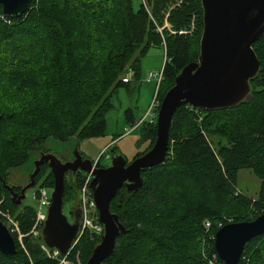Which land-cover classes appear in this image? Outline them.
Listing matches in <instances>:
<instances>
[{"label": "trees", "instance_id": "16d2710c", "mask_svg": "<svg viewBox=\"0 0 264 264\" xmlns=\"http://www.w3.org/2000/svg\"><path fill=\"white\" fill-rule=\"evenodd\" d=\"M194 17L197 28L190 32ZM203 28L201 0H141L139 7L134 0H32L20 18L4 16L0 5V209L18 223L11 231L17 252L0 251V264H56L40 248L41 237L30 235L35 205H15L2 178L31 152L42 150L50 137L81 142L105 136L113 94L131 82L123 81L128 72L140 77L141 59L156 47L165 48L167 58L156 91L161 102L180 71L197 60ZM254 50L261 68L250 98L214 111L181 106L171 123L166 160L142 170L138 191L125 185L118 190L111 211L127 232L106 264H211L220 221H251L264 213V34ZM126 113L135 126L131 110ZM137 129V148L149 144L133 159L155 143L157 121ZM113 145L99 157L101 166L107 156L111 159ZM48 169L38 175L37 182L49 171L41 188L54 187ZM244 169L260 179L256 199L237 190ZM85 178L83 171L66 178L65 203ZM0 220H5L1 214ZM206 220L212 222L209 231ZM100 239L86 229L72 259L79 254L87 264ZM215 264L225 263L218 256ZM239 264H264V234L245 245Z\"/></svg>", "mask_w": 264, "mask_h": 264}, {"label": "water", "instance_id": "95a60500", "mask_svg": "<svg viewBox=\"0 0 264 264\" xmlns=\"http://www.w3.org/2000/svg\"><path fill=\"white\" fill-rule=\"evenodd\" d=\"M31 3L32 0H0L3 15L9 18L23 16ZM201 3L204 28L200 54L180 71L174 85L165 93L158 111L157 138L146 153L128 161L122 152H115L113 146L110 164L98 166L99 159L94 162L89 157L84 158L79 147L75 150L74 160L70 161L41 151L29 181L20 192L2 178L12 202L21 205L27 191L37 184L42 166L48 163L55 184L39 236L49 248L66 254L81 229L82 209H75L73 222L63 211L67 173L84 171L93 175L90 189L104 230L87 264H106L105 260L114 253L118 238L127 232L119 216L111 211V202L123 185L129 191H138L143 186L142 170L166 160L175 112L183 105L206 111L229 109L252 95V80L261 68L254 44L264 34V0H201ZM262 234L264 213L251 221L228 223L215 234L216 252L225 264H239L245 245ZM0 251L5 255L17 252L15 239L2 220Z\"/></svg>", "mask_w": 264, "mask_h": 264}, {"label": "rangeland", "instance_id": "374dc122", "mask_svg": "<svg viewBox=\"0 0 264 264\" xmlns=\"http://www.w3.org/2000/svg\"><path fill=\"white\" fill-rule=\"evenodd\" d=\"M141 4V0H134V5L139 7ZM166 26L170 27L168 23ZM196 27V18L192 20L191 31H194ZM175 33V31L173 32ZM165 50V48H164ZM160 47L151 48L149 52L141 59V74L138 78H133V80L125 87H120L112 96L113 108L108 112L106 116L107 127L105 136L100 137V140L86 139L81 142H78L75 137L71 138L67 142H62L56 140L52 137L48 138L45 142V148L51 150L52 153L56 154L63 161H70L74 157V153L77 147L81 152H84L86 156L91 158L94 161H97L102 153L108 149L109 146L102 147L101 142H106L108 139H112L113 136L118 134H123L124 139L121 141V149L124 156L131 161L137 152L144 150L148 146V142H145L137 148L136 140L133 135L138 134L140 129L133 131L135 127L128 121L127 111L131 110V115L135 122L138 123L143 119L150 108L154 96L158 87V78L153 77L148 80V71H160L162 70L163 64L165 62V51ZM134 75V74H133ZM150 81V82H148ZM148 119V117L146 118ZM136 125V126H137ZM133 133L131 136L129 134ZM100 141V142H99ZM39 151L31 152L28 159L21 164L20 166L13 168L10 170L7 175L6 182L11 186H24L29 181L30 175L35 168V162L39 158ZM111 159L106 157L103 161L104 164H110ZM49 173V171L47 172ZM46 173V175H47ZM72 172L67 173L66 178L68 181L72 178ZM45 175V176H46ZM75 175V174H74ZM45 176H41L37 184L30 188L27 191L26 200L23 204H33L38 208L40 204L41 198L43 196V192L46 191L48 196L51 195L53 188L45 187L41 188V183L44 180ZM84 178V177H83ZM86 179V178H85ZM238 192L244 193L253 199L257 198V193L260 188V179L253 174L250 170L244 169L239 171L238 180H237ZM37 191H39L37 193ZM81 193L82 189H78V192L74 193L75 197L73 200L64 203L63 211L67 215L68 219L73 222L74 220V211L77 207H81ZM22 205V204H21ZM47 202L42 204V213L47 211ZM8 213L10 218L6 217L4 222L9 227L11 231L14 232L12 228L15 221V217L10 212H2L0 209V214ZM97 221H98V211L95 209L94 214L91 217H88V226L92 230L91 233H94L95 236H100L101 234L96 233L94 230H97ZM41 227L32 232V238L37 239L39 237V231ZM19 241L24 249H26V245L23 241V237H19ZM40 248L44 251L46 256L51 259L48 254H54L55 249H46V245L43 240L40 243ZM58 258V262L56 264H61L60 256H56ZM83 264L82 260L80 259ZM35 263L30 260V264Z\"/></svg>", "mask_w": 264, "mask_h": 264}, {"label": "built area", "instance_id": "2783aa9c", "mask_svg": "<svg viewBox=\"0 0 264 264\" xmlns=\"http://www.w3.org/2000/svg\"><path fill=\"white\" fill-rule=\"evenodd\" d=\"M145 4H146V0H142ZM186 31H182V33H184ZM165 60H167V58H165ZM132 77H133V72H128L126 74V76L123 78V81L124 82H130L132 80ZM153 77H157L159 82H158V85L163 77V69L160 70V71H149L148 72V80H150L151 78ZM158 88V87H157ZM160 105H161V102L159 100H157V97H156V94L154 96V100L150 106V108L148 109L145 117L143 119H141V121L138 123L135 124V126L133 127H137L139 126L140 124L142 123H146V122H149V123H155L158 119V111H159V108H160ZM148 117V119H146ZM137 125V126H136ZM134 128V129H135ZM109 157V156H107ZM85 173V172H84ZM86 175V179H85V183L82 187V193H81V209H82V218H81V229H80V232L78 234V237L76 238V240L73 242L72 246L68 249V251L66 252V254L62 255L60 253V251L58 249H55L56 251H54V254H48V256L54 260L55 262H58V258L56 256H60L61 258V264H82L81 261H80V256L79 254L76 255V257L74 259H72L71 257V253L73 251V249L75 248L76 244L78 243L80 237L82 236V234L84 233V231L86 229H88L89 231L92 230L91 228H89L87 222H88V217H91L94 212H95V209H96V204H95V201H94V198H93V194H92V191L90 189V182L93 178V175L90 174V173H85ZM48 204L47 206V211H48V207L50 206L51 204V198L50 196H48V194L45 192H43V196L41 198V201H40V204L38 205V208L36 210V224L35 226L33 227V229L31 230V233L34 232L35 230H37L38 228L41 227V230L43 228V225H44V221L46 220L47 218V211H45L44 213H42V204L46 203ZM97 210V209H96ZM262 211H264V207L262 208ZM4 219L6 220V217L7 218H10L9 215H7L8 213H2ZM14 225H13V229H17L18 230V223L17 221L13 222ZM228 223H232V220L229 219L228 220ZM218 226L219 228L223 227L224 226V222L223 221H220L218 223ZM204 227L207 231L210 230V228L212 227V222L210 220H206L204 222ZM97 230H94L96 233L98 234H101L103 233V230H104V226L102 223L99 222V220L97 221ZM41 230L39 231V235H40V232ZM11 231V230H10ZM23 237L24 235L22 234H19V237ZM215 239V235L213 237ZM46 245V244H45ZM46 249L47 250H50L51 248H49L47 245H46ZM217 257H218V254H214L213 255V258L211 259V264H215V261L217 260ZM31 264H34V263H31Z\"/></svg>", "mask_w": 264, "mask_h": 264}, {"label": "crops", "instance_id": "0c3cea01", "mask_svg": "<svg viewBox=\"0 0 264 264\" xmlns=\"http://www.w3.org/2000/svg\"><path fill=\"white\" fill-rule=\"evenodd\" d=\"M164 65V64H163ZM149 71H151V70H149ZM148 71V72H149ZM148 75V74H147ZM132 80H133V78H132ZM131 80V81H132ZM151 81V80H150ZM150 81H148V82H150ZM133 133H131V134H129V136H131ZM118 135H121V134H118ZM134 137H136L135 138V140H137L138 139V134H135V135H133ZM114 137V136H113ZM113 137H112V139H108L106 142L104 141V142H101L100 144L102 145V147H106V146H110V145H112V144H114V145H117L119 148H120V151L122 152V149H121V141L124 139V136H123V134L119 137V138H117V139H113ZM94 139H96V140H100V138H94ZM100 142V141H99ZM113 145V146H114ZM123 153V152H122Z\"/></svg>", "mask_w": 264, "mask_h": 264}, {"label": "flooded vegetation", "instance_id": "af4514ba", "mask_svg": "<svg viewBox=\"0 0 264 264\" xmlns=\"http://www.w3.org/2000/svg\"><path fill=\"white\" fill-rule=\"evenodd\" d=\"M41 151H44V152H46V153L51 152V150H48V149H46L45 147H44L42 150H40L39 153H40ZM81 153H82V155L84 156V158L88 157V156L85 155L84 152H81ZM39 157H40V156H39ZM71 160H74V157H73ZM98 161H99V160H98ZM98 161H97V162H98ZM94 162H95V161H94ZM46 165H48V163H45V164L42 166V168H43L44 166H46ZM97 165H98V166H101L102 163L99 162V163H97ZM48 167H49V165H48ZM48 170L51 171L50 167H49ZM78 172H79V171H78ZM83 172H84V171H83ZM85 173H86V172H85ZM85 173H84V174H85ZM21 188H22V186L20 187V189H18V190L15 189V190L18 191V192H20ZM23 202H24V201H23ZM23 202H22V203H23Z\"/></svg>", "mask_w": 264, "mask_h": 264}]
</instances>
